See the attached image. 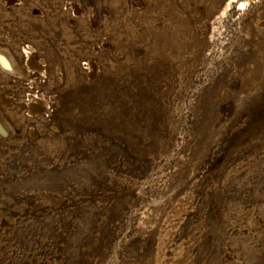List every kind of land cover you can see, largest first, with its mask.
Returning a JSON list of instances; mask_svg holds the SVG:
<instances>
[{
    "label": "rangeland",
    "instance_id": "rangeland-1",
    "mask_svg": "<svg viewBox=\"0 0 264 264\" xmlns=\"http://www.w3.org/2000/svg\"><path fill=\"white\" fill-rule=\"evenodd\" d=\"M0 264H264V0H0Z\"/></svg>",
    "mask_w": 264,
    "mask_h": 264
},
{
    "label": "bare ground",
    "instance_id": "bare-ground-1",
    "mask_svg": "<svg viewBox=\"0 0 264 264\" xmlns=\"http://www.w3.org/2000/svg\"><path fill=\"white\" fill-rule=\"evenodd\" d=\"M0 130H1V128H0Z\"/></svg>",
    "mask_w": 264,
    "mask_h": 264
}]
</instances>
